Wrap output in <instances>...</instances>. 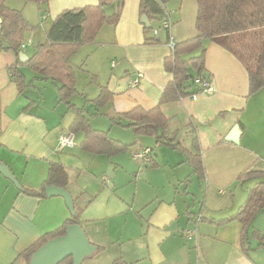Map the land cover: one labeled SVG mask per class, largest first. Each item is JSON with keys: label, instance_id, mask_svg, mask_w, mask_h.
Wrapping results in <instances>:
<instances>
[{"label": "crops", "instance_id": "0c3cea01", "mask_svg": "<svg viewBox=\"0 0 264 264\" xmlns=\"http://www.w3.org/2000/svg\"><path fill=\"white\" fill-rule=\"evenodd\" d=\"M99 2L37 3V19L26 13L21 50H0V161L14 173L11 179L0 172V264H30L18 256L73 215L62 196L47 195L48 185L71 193L79 223L100 248L82 264H264V210L248 227L236 217L264 180V87L250 94L246 63L203 38L210 40L206 70L213 92L190 88L191 94L162 104L169 122L161 134L137 131L127 114L159 105L173 78L165 69L171 51L168 34L146 42L151 36L141 21V0H123L119 22L104 24L70 56L76 90L62 99L60 83L41 79L28 62L36 46L48 42L60 13ZM149 19L153 28L157 19ZM38 24L42 33L31 29ZM172 34L184 41L198 31L175 24ZM16 65L23 86L10 70ZM103 91L109 100L99 105ZM82 115L92 130L126 146L92 151L83 129L71 131ZM236 125L239 141L232 142L227 136ZM65 132L76 145L59 149ZM147 148L149 161L136 156ZM182 148L200 153L199 170ZM52 164L66 169V186L48 183Z\"/></svg>", "mask_w": 264, "mask_h": 264}, {"label": "trees", "instance_id": "16d2710c", "mask_svg": "<svg viewBox=\"0 0 264 264\" xmlns=\"http://www.w3.org/2000/svg\"><path fill=\"white\" fill-rule=\"evenodd\" d=\"M5 1L0 0V17L2 18L0 50L19 52L25 41L28 24L24 21L21 10L7 6ZM31 1L46 3L49 0ZM196 2L198 5L196 15L198 35L178 41L174 53H170L165 59V69L173 74V78L166 86L159 105L150 111L137 108L127 114L128 118L133 120L130 124L134 125L137 131L158 135L161 134L160 131L167 128L169 118L163 113L161 106L191 94L188 92L190 87L187 86L188 80L192 77L191 67L197 71V77L204 80L210 79V74L206 70L207 49L203 48V38H209L233 51L246 63L249 71L250 94L264 87V0H196ZM114 3L117 4L115 12L111 15L107 14L106 8ZM163 4L165 5V1L162 0H141V11L147 13L151 19L160 21L163 16ZM122 9L123 0L116 2L115 0H100L96 5L64 10L55 18L48 31V42L36 46L34 56L28 63L41 75V79L59 82V96L69 100L76 90V78L69 62L70 56L82 44L93 42L104 24L116 25L120 20ZM148 30L146 28V31ZM155 40L151 36L147 38L146 42L150 43ZM199 49H202L201 54L192 56V53ZM10 70L23 86V79L18 78L19 67L11 66ZM199 91L204 92L202 85L199 87ZM106 100H109V95L103 91L99 98V105H102ZM74 127L71 129L74 133L79 129L85 131L86 142H90L88 148L92 151L115 150L122 147V144L126 146L121 141L109 137L106 132L92 130L84 115L76 119ZM194 143L197 147V139L194 140ZM182 149L189 162L199 170L202 166L200 153ZM253 173H245L242 176L248 177ZM240 178L242 177L240 176ZM67 182L68 173L64 166L52 164L48 183L66 186ZM32 193L40 196L45 195L44 191H32ZM263 210L264 180L250 190L246 202L236 217L248 227L258 213ZM79 216L80 211H76L59 228L36 240L18 258L25 256L31 262L32 255L39 247L54 237L66 234L69 224L79 223ZM61 264H73L72 257L67 258ZM114 264L124 263L116 261Z\"/></svg>", "mask_w": 264, "mask_h": 264}, {"label": "water", "instance_id": "95a60500", "mask_svg": "<svg viewBox=\"0 0 264 264\" xmlns=\"http://www.w3.org/2000/svg\"><path fill=\"white\" fill-rule=\"evenodd\" d=\"M141 21L147 28L152 27L147 13L142 14ZM20 55L26 57L24 52H21ZM239 134L240 128L236 125L227 136V139L238 142ZM0 172L8 178L14 179L11 168L2 161H0ZM46 193L49 197L62 196L70 212L75 213L74 198L66 188L48 185ZM96 250L97 246L90 242L82 225L72 223L67 226L66 234L54 237L39 247L32 255L30 264H61L71 257L73 264H82L84 259L93 255Z\"/></svg>", "mask_w": 264, "mask_h": 264}, {"label": "rangeland", "instance_id": "374dc122", "mask_svg": "<svg viewBox=\"0 0 264 264\" xmlns=\"http://www.w3.org/2000/svg\"><path fill=\"white\" fill-rule=\"evenodd\" d=\"M6 5H8L11 8L17 9V10H21V13L23 15L24 21H26L25 16L26 13H33L34 16L38 17L37 14V9L36 7H33L34 5H37V2L35 1H31V0H6L5 1ZM165 7L168 11H170L172 14V19H173V23L174 25L177 24L179 27H190L191 29L196 28V15H197V9H198V5L196 0H166L165 1ZM117 8V4H110L107 7V14H113L115 12ZM45 20H43V25ZM178 22H180V24H178ZM160 25L158 20H154L153 22V28H157ZM173 25V26H174ZM32 27V26H29ZM39 29V32L42 33V28L38 25L34 26L31 29ZM153 28H150L147 31V36H155L154 32H153ZM29 29V28H28ZM109 29H113L112 27ZM197 29V28H196ZM33 30V31H34ZM27 33V31H26ZM167 34V32H163V34ZM27 36L25 34L24 39L27 40ZM202 44H203V48L208 49V47L210 46V40L209 39H203L202 40ZM111 48H107L105 51H111ZM202 49L196 50L194 51L195 53H192V56H197L201 54ZM191 71V75L192 77L188 80L187 82V86H189L190 88H196V87H200L201 83L195 82V78L197 77L198 73L197 71L191 67L190 68Z\"/></svg>", "mask_w": 264, "mask_h": 264}, {"label": "built area", "instance_id": "2783aa9c", "mask_svg": "<svg viewBox=\"0 0 264 264\" xmlns=\"http://www.w3.org/2000/svg\"><path fill=\"white\" fill-rule=\"evenodd\" d=\"M163 16L161 18V20L159 21L160 25L157 28H153V32L155 36H159L161 33H163L164 31L167 32V45L171 51V53H174L175 47L178 43L177 39L175 38V36L172 34V28H173V19L171 16V12L168 11L165 7V5L163 4ZM0 30H1V21H0ZM139 82V79H135L133 84L137 85ZM196 82L201 83L202 87L204 88V92H208L211 93L213 92V87L210 83L209 80H204L201 79L199 77L196 78ZM193 98H196L195 95H193ZM76 145V141L74 138L73 133L71 132H65L62 133L59 136V144H58V148L59 149H64L66 147H73ZM150 151L151 149L147 148V149H143L142 151L136 153L137 157H142L144 158L146 161L150 160ZM190 235V232H189Z\"/></svg>", "mask_w": 264, "mask_h": 264}]
</instances>
